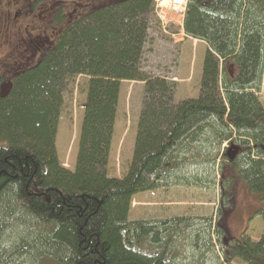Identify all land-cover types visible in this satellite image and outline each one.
Segmentation results:
<instances>
[{
  "label": "trees",
  "instance_id": "trees-1",
  "mask_svg": "<svg viewBox=\"0 0 264 264\" xmlns=\"http://www.w3.org/2000/svg\"><path fill=\"white\" fill-rule=\"evenodd\" d=\"M10 1L38 28L22 35L24 55L0 60V264H183L173 237L193 225L194 258L215 239L218 264H264V235L236 239L226 223L243 185L264 201V0H188L184 32L209 49L199 96L176 103L175 83L140 65L154 0H0V15ZM79 74L91 78L70 170L55 138L65 82ZM122 80L143 81L144 102L118 178L106 167ZM224 141L216 219H128L136 193L204 182L218 154L198 159Z\"/></svg>",
  "mask_w": 264,
  "mask_h": 264
},
{
  "label": "rangeland",
  "instance_id": "rangeland-1",
  "mask_svg": "<svg viewBox=\"0 0 264 264\" xmlns=\"http://www.w3.org/2000/svg\"><path fill=\"white\" fill-rule=\"evenodd\" d=\"M180 2H185V0H161V2L158 0L161 10L154 5L155 11L149 17L147 38L140 64L141 69L149 76L165 78L175 83V103L199 96L204 58L208 52L207 43L195 41L183 32L181 26L183 25L184 4L182 6ZM4 6V15H0V60L10 58V56L13 58L24 55V51L28 49L23 51V45L21 46L20 43L25 38L22 35L27 34L25 31L37 35L38 28L31 20L23 18L22 14L16 12L18 8L12 5L11 1L5 3ZM164 16L167 19L170 18V21L164 23ZM49 24L40 29L47 30ZM90 78V75L86 74L69 77L62 92L63 101L58 118L55 144L59 162L70 170H73L76 164L79 134ZM143 91V82L121 81L120 83L113 130V139H115L106 167L107 174L112 177L122 178L128 171L137 135L138 119L143 108ZM257 95L264 110V72L261 89ZM237 137L238 134H234L232 139ZM121 139L124 140L123 144ZM226 146L228 142L225 141L219 145V148L215 144L209 155L198 159L199 162H209L218 154L215 168L211 166V170L208 169V172L202 175L204 182H199L198 177L191 182L192 185L170 184L134 194L128 219L155 221H168L175 218H190L193 221L205 218L216 219L222 204L218 184V164L221 162V154ZM200 167L199 171H202L203 168ZM213 169L215 177L213 173H210ZM191 170H196L193 165L189 168V171ZM254 199L253 194L245 185L236 192L235 207L229 211L226 221L230 234L236 239L242 237L243 234L257 241L264 235V201L258 202ZM255 210L256 213H254ZM197 227L199 225L185 227L184 232L179 231L181 232L179 239L173 237L174 240H178L176 248L177 251L180 250V261L183 264H218V253L221 255V247L214 239V235L215 249L212 248L211 243L206 244V239H202L199 243L201 250L195 258L193 257L194 249L187 242L186 235L193 231L198 232ZM202 229L204 230L201 233L203 231L205 234L211 231L213 233V229L208 230L205 226H202ZM197 242H194V245ZM42 264L52 263L44 261ZM235 264L243 263L236 261Z\"/></svg>",
  "mask_w": 264,
  "mask_h": 264
},
{
  "label": "crops",
  "instance_id": "crops-1",
  "mask_svg": "<svg viewBox=\"0 0 264 264\" xmlns=\"http://www.w3.org/2000/svg\"><path fill=\"white\" fill-rule=\"evenodd\" d=\"M182 28V27H181ZM182 30H183V28H182ZM193 40H195V41H198V39H193ZM124 82H126V81H128V82H131L132 80H123ZM132 82H134V81H132ZM115 139V138H114ZM114 139H113V136H112V141H111V147H112V145H113V141H114ZM121 141H122V144H123V139H121Z\"/></svg>",
  "mask_w": 264,
  "mask_h": 264
}]
</instances>
